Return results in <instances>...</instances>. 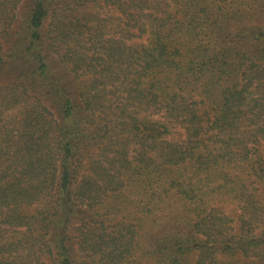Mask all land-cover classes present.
<instances>
[{"label":"trees","instance_id":"16d2710c","mask_svg":"<svg viewBox=\"0 0 264 264\" xmlns=\"http://www.w3.org/2000/svg\"><path fill=\"white\" fill-rule=\"evenodd\" d=\"M0 264H264V0H0Z\"/></svg>","mask_w":264,"mask_h":264},{"label":"rangeland","instance_id":"374dc122","mask_svg":"<svg viewBox=\"0 0 264 264\" xmlns=\"http://www.w3.org/2000/svg\"><path fill=\"white\" fill-rule=\"evenodd\" d=\"M176 136V135H175ZM180 137V136H179Z\"/></svg>","mask_w":264,"mask_h":264}]
</instances>
